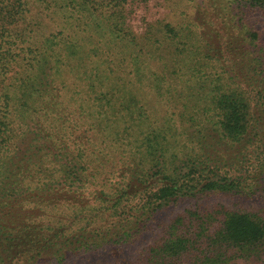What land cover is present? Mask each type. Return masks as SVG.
<instances>
[{
	"label": "trees",
	"instance_id": "1",
	"mask_svg": "<svg viewBox=\"0 0 264 264\" xmlns=\"http://www.w3.org/2000/svg\"><path fill=\"white\" fill-rule=\"evenodd\" d=\"M19 1L0 0V73L19 56L26 67L0 95V264H64L128 248L183 198H264V44L246 21L264 0H213L239 33L224 50L202 31L190 47L192 27L164 21L137 33L149 0ZM41 16L56 32L30 29L44 33ZM170 46L218 72L195 64L184 79ZM262 255L260 216L189 211L138 260L236 264Z\"/></svg>",
	"mask_w": 264,
	"mask_h": 264
},
{
	"label": "rangeland",
	"instance_id": "2",
	"mask_svg": "<svg viewBox=\"0 0 264 264\" xmlns=\"http://www.w3.org/2000/svg\"><path fill=\"white\" fill-rule=\"evenodd\" d=\"M8 1L11 2L15 0ZM34 1L36 0H30V7H32L34 4ZM201 2L207 5V10H202L201 7L198 6L199 4H202ZM15 4L16 7L24 5L23 2L19 0H16ZM141 9L137 11L138 13H142V15L137 14L134 21V24L138 29L136 30L137 33L141 31L145 32L146 28L144 26V22L148 23L164 21L178 28L186 29V27H192L186 32V34L189 36L188 39L192 44L190 47H194V45L197 46L199 31H202L203 37L207 42L216 43L218 40H220V48H222V50L225 49L226 43L228 41L235 39V37L239 35L237 29L233 26L234 23L232 19L225 17L222 11H220L219 8L214 5L213 0H149V2L144 4ZM35 10H39L38 7H36ZM249 12L250 11L247 12L248 14L246 15V21L251 26L249 27L254 29L259 34V38L264 44V10L255 8L254 12ZM41 20H43L44 23H47L44 33H42V27H40V30H38L37 27H30V29L34 30L36 28V32H40V36L49 34L51 31L56 32L54 31L57 30L56 24H53L54 20H51L50 18H44L42 16L40 18V21ZM55 20L58 21L57 18H55ZM194 25H198L199 29L193 28ZM25 28V25L22 23L15 24V27H12L14 32L20 30L19 33L23 32ZM141 28L143 30H141ZM155 38L161 39V41H163L165 38L164 32H161L158 35L156 34ZM21 45L22 44H20L19 48L16 47V53L20 52L21 56H24V52H21ZM166 49L167 47L165 46V48L161 49L158 53L160 55H166ZM170 49L172 51L168 53L169 55H167L168 57H171L169 62L175 68L181 67L184 69V79H189L192 77V72L189 70L192 69V67H195V64L197 66H202V68L206 69V71L208 70L212 73H215V71L216 73L218 72L217 69L219 68H217V64L213 66L211 62L206 64L205 61H201L198 64V56L196 57L193 52H188L186 55L178 56L173 52L175 49L174 46H170L168 50ZM195 50L196 49L193 51ZM2 51L4 50L0 49V52ZM19 57L11 62L7 70L0 73V95L10 89L9 87L11 83L16 81L18 75L23 73L25 70V59H23V57ZM165 59H167V57ZM231 64L233 65V63ZM233 66V68L229 66L230 71L234 69L235 72H241L237 65ZM162 111V113L169 112L172 111V108H170L168 111V109L163 106ZM225 210L254 214L264 219V198L257 196L247 198L223 194H210L203 197L183 198L177 203L166 207L158 213L150 232L145 235V240L143 242H138L128 248H120L115 250L114 253L105 252L100 254L91 253L78 256L72 255L64 264H111L116 261H120L125 257H129L133 263L139 264L138 259L141 258V252L148 248L151 242L161 235L162 230L177 217L185 215L189 211L221 212ZM214 217H218L220 220L222 219L220 214H217ZM38 264L57 263L51 260H43ZM236 264H264V255H262L261 259L259 260L254 259L253 261H248L240 259Z\"/></svg>",
	"mask_w": 264,
	"mask_h": 264
}]
</instances>
